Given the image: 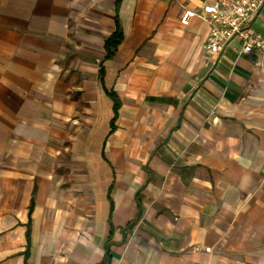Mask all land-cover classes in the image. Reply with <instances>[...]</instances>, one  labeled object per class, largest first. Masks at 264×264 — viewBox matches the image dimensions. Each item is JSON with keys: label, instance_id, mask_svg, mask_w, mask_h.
<instances>
[{"label": "crops", "instance_id": "1", "mask_svg": "<svg viewBox=\"0 0 264 264\" xmlns=\"http://www.w3.org/2000/svg\"><path fill=\"white\" fill-rule=\"evenodd\" d=\"M209 1L0 0V264H264V66Z\"/></svg>", "mask_w": 264, "mask_h": 264}, {"label": "built area", "instance_id": "2", "mask_svg": "<svg viewBox=\"0 0 264 264\" xmlns=\"http://www.w3.org/2000/svg\"><path fill=\"white\" fill-rule=\"evenodd\" d=\"M264 0H212L198 9L184 8L180 23L186 25L192 16H199L208 23L206 50L220 53L232 40L240 42L238 53L257 51L264 66V36L252 28V17Z\"/></svg>", "mask_w": 264, "mask_h": 264}, {"label": "trees", "instance_id": "3", "mask_svg": "<svg viewBox=\"0 0 264 264\" xmlns=\"http://www.w3.org/2000/svg\"><path fill=\"white\" fill-rule=\"evenodd\" d=\"M122 37L121 34V28H120V24L118 22V20H115V30L113 31V33L104 40V48H105V57L109 58L113 51L115 50L117 44L120 42ZM112 100H113V111H114V115H115V110L117 107V97L115 95V93H113L112 91L109 92Z\"/></svg>", "mask_w": 264, "mask_h": 264}]
</instances>
